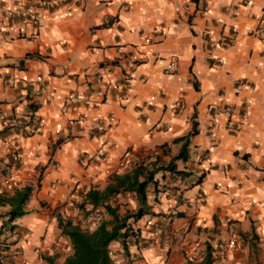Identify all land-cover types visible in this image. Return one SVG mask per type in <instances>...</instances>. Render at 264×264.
<instances>
[{
    "label": "crops",
    "instance_id": "obj_1",
    "mask_svg": "<svg viewBox=\"0 0 264 264\" xmlns=\"http://www.w3.org/2000/svg\"><path fill=\"white\" fill-rule=\"evenodd\" d=\"M31 1L0 0V138L13 133L5 118L24 120L19 170L13 142L0 144V193L33 187L0 254L63 264L59 221L78 225L89 189L173 162L183 174L148 183L152 213L129 218L127 251L109 244L115 264H264V38L251 32L264 31V0H66L42 10L41 26L7 16ZM181 137L186 157L175 158ZM87 153L101 156L82 164ZM110 204L120 216L138 208L128 191Z\"/></svg>",
    "mask_w": 264,
    "mask_h": 264
},
{
    "label": "trees",
    "instance_id": "obj_2",
    "mask_svg": "<svg viewBox=\"0 0 264 264\" xmlns=\"http://www.w3.org/2000/svg\"><path fill=\"white\" fill-rule=\"evenodd\" d=\"M194 132L195 123H193L192 129V133ZM175 140L176 142L183 141L180 152L175 158H185L186 138L181 137ZM161 170L183 174L182 170L175 169L173 162H169L166 165H153L152 168L140 163L129 171L113 174L110 177L111 181L104 189H89L85 193L79 207L86 210L84 204H90L91 208L89 210L91 211L100 207L104 209L111 219L108 220L103 217L98 219L97 226L91 230L83 229L69 220L61 223L60 219L61 234L69 240L71 246V253L66 256L63 264H115L110 255L109 244L114 240L120 239L124 242V250L127 251L125 241L128 236H134L135 234V230L128 220L129 218L138 220L145 214L152 213L150 205L147 203V186L154 179L155 174ZM32 190V185H25L15 187L12 193H0V205H9L8 211L0 215V217L6 216V220L0 226V236L5 230L12 231L16 225L11 223L16 218L26 214L24 206L30 198ZM125 191L135 193L138 208L134 212L125 213L123 216H120L117 212V207L111 206L110 198ZM43 258L48 264H56L53 256L45 255ZM204 261L205 264H210L212 260L211 258H205ZM0 264H4L1 259Z\"/></svg>",
    "mask_w": 264,
    "mask_h": 264
},
{
    "label": "built area",
    "instance_id": "obj_3",
    "mask_svg": "<svg viewBox=\"0 0 264 264\" xmlns=\"http://www.w3.org/2000/svg\"><path fill=\"white\" fill-rule=\"evenodd\" d=\"M65 2L66 0H32L27 5H23L21 7H17L14 9H8L6 14L8 17H19V18L27 19L31 21L33 24L41 26L43 23L42 10L59 8ZM231 31L236 32L237 28L235 26H232ZM251 32L256 37L264 38V31L261 29V26L258 27L257 29L252 30ZM144 40L148 42L149 38L145 37ZM117 50L120 54L124 53L125 52L124 45H118ZM177 63H178V57L176 55H172L170 59L168 60V63L165 67V72H169V73L173 72L177 67ZM10 83L12 85H15L14 80H10ZM42 89L45 91V88H42ZM81 100H83L84 103L86 104L91 103V99L88 95H82ZM65 109L66 108L63 106L62 110L65 111ZM228 112L231 114L232 109L228 108ZM40 122H43V119H41ZM23 123H24V120L21 116L7 117L2 121L3 127L10 128L11 130H13L12 135H8L6 137L0 138V144H3L7 141H9L10 143L13 142L11 143V145L14 148V151L12 154V162L14 164L15 170L20 169V165H19L20 155L17 151L19 148V135L16 131L23 128ZM100 156H101V153H95V154L87 153L80 159V161L82 164H87L92 159H96V160L100 159ZM18 255H19L18 251L14 250L11 257L13 258V260H17Z\"/></svg>",
    "mask_w": 264,
    "mask_h": 264
},
{
    "label": "rangeland",
    "instance_id": "obj_4",
    "mask_svg": "<svg viewBox=\"0 0 264 264\" xmlns=\"http://www.w3.org/2000/svg\"><path fill=\"white\" fill-rule=\"evenodd\" d=\"M103 213H105L104 209H99L97 211H87L86 210H82L80 212H77L73 218L75 220V222L78 223V225H81L83 229H93L97 226L100 218H102L104 215ZM78 215L80 216L79 218ZM107 215V213H106ZM26 221L28 220V217L24 218ZM9 231L5 230L4 233L0 236V250H2L1 247L6 248V245L8 244V241H6V239H8V236L6 235ZM14 250H7L5 252H3L2 254H0V259L4 262V264H14L15 261H13L12 253Z\"/></svg>",
    "mask_w": 264,
    "mask_h": 264
}]
</instances>
